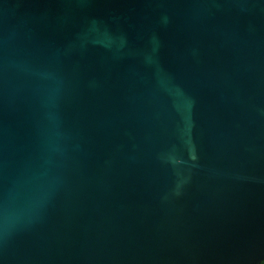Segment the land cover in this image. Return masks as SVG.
Instances as JSON below:
<instances>
[{
    "label": "water",
    "instance_id": "obj_1",
    "mask_svg": "<svg viewBox=\"0 0 264 264\" xmlns=\"http://www.w3.org/2000/svg\"><path fill=\"white\" fill-rule=\"evenodd\" d=\"M264 0H0V264H261Z\"/></svg>",
    "mask_w": 264,
    "mask_h": 264
},
{
    "label": "trees",
    "instance_id": "obj_2",
    "mask_svg": "<svg viewBox=\"0 0 264 264\" xmlns=\"http://www.w3.org/2000/svg\"><path fill=\"white\" fill-rule=\"evenodd\" d=\"M261 264H264V261Z\"/></svg>",
    "mask_w": 264,
    "mask_h": 264
}]
</instances>
